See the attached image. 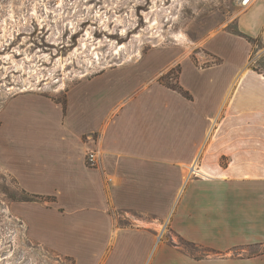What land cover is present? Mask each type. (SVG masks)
<instances>
[{
	"label": "crops",
	"instance_id": "obj_1",
	"mask_svg": "<svg viewBox=\"0 0 264 264\" xmlns=\"http://www.w3.org/2000/svg\"><path fill=\"white\" fill-rule=\"evenodd\" d=\"M247 8L239 35L219 34L210 43L222 63L184 69L181 81L192 99L152 82L165 62L156 51L75 84L65 106L27 93L0 110L2 166L24 189L56 194L66 211L72 208L71 219L57 214L55 227L77 257L264 264V73L245 66L250 40L264 45V0ZM7 123L9 135L2 131ZM90 134L94 141L85 140ZM88 147L100 168L86 165ZM28 204L39 208L30 218L41 229L54 226V209ZM115 210L142 217L134 227H116ZM161 222L172 234L168 241L159 238Z\"/></svg>",
	"mask_w": 264,
	"mask_h": 264
},
{
	"label": "rangeland",
	"instance_id": "obj_2",
	"mask_svg": "<svg viewBox=\"0 0 264 264\" xmlns=\"http://www.w3.org/2000/svg\"><path fill=\"white\" fill-rule=\"evenodd\" d=\"M249 5L242 6L238 0H0V110L10 98L27 93L48 95L65 106L75 84L106 68L152 59L156 51L164 53L160 58L165 57V62L152 82L192 99L194 94L181 81L184 69L190 64L208 71L222 63L210 43L219 34L239 35L238 19ZM250 42L245 66L264 73V45L258 40ZM245 48L241 44L239 50ZM57 74L64 77L60 88L41 89L47 80L55 86ZM29 77L36 83L31 92H18V87L7 90ZM187 82L196 84L192 76ZM9 129V123L2 127L6 135ZM96 137L86 135L85 140ZM92 150L87 148L85 163L100 168L99 161L89 159ZM1 163L0 159V264H106L80 259L73 245L57 234V218L71 219V207L66 211L56 194L24 189ZM28 203L54 209L56 214L49 217L53 228L41 229L30 218L39 208ZM110 213L114 225L123 228L136 226L133 219L142 217L135 210ZM169 230L161 222L159 238L170 240ZM180 243L191 252L207 253Z\"/></svg>",
	"mask_w": 264,
	"mask_h": 264
},
{
	"label": "built area",
	"instance_id": "obj_3",
	"mask_svg": "<svg viewBox=\"0 0 264 264\" xmlns=\"http://www.w3.org/2000/svg\"><path fill=\"white\" fill-rule=\"evenodd\" d=\"M253 0H238V3L241 4L242 6H247L249 5ZM55 79L53 80V83H55V86H52L51 84H49V81L47 80V82L45 83V85L41 86V89H52V90H57L58 88H60L64 83V77L60 76L59 74H57L56 76H54ZM29 77V79L24 78L21 80V82L19 84H16L14 86H11L9 88H7V90L11 91L13 89H15V87H18V92H31V90H34L35 88V81H33V79ZM57 85V86H56ZM6 89V88H5ZM1 90V89H0ZM89 159L95 163L98 161V153L95 150H92L91 152H89Z\"/></svg>",
	"mask_w": 264,
	"mask_h": 264
},
{
	"label": "trees",
	"instance_id": "obj_4",
	"mask_svg": "<svg viewBox=\"0 0 264 264\" xmlns=\"http://www.w3.org/2000/svg\"><path fill=\"white\" fill-rule=\"evenodd\" d=\"M251 40H253V39H251Z\"/></svg>",
	"mask_w": 264,
	"mask_h": 264
}]
</instances>
